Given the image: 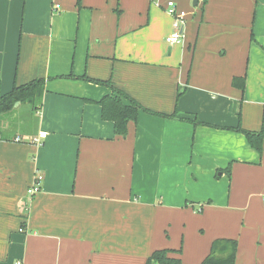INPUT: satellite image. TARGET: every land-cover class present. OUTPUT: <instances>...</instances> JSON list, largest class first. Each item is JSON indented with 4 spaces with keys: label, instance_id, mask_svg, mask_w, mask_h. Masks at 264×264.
<instances>
[{
    "label": "crops",
    "instance_id": "obj_1",
    "mask_svg": "<svg viewBox=\"0 0 264 264\" xmlns=\"http://www.w3.org/2000/svg\"><path fill=\"white\" fill-rule=\"evenodd\" d=\"M194 2L0 0V95L45 80L34 129L0 121V264H201L220 238L264 264V0ZM85 78L147 110L127 136Z\"/></svg>",
    "mask_w": 264,
    "mask_h": 264
},
{
    "label": "trees",
    "instance_id": "obj_2",
    "mask_svg": "<svg viewBox=\"0 0 264 264\" xmlns=\"http://www.w3.org/2000/svg\"><path fill=\"white\" fill-rule=\"evenodd\" d=\"M79 2L80 0H78ZM85 79L112 89V94L105 96L99 102L102 108V119L114 124L116 135L127 136L128 124L132 121H137L139 110H147L126 93L115 88L111 82L90 78ZM237 82L244 84L243 80L239 81L236 79L234 83L237 84ZM44 90L45 80L39 79L24 85H16L11 92L0 95V121L3 116L13 113L19 105L29 104L38 113L42 104ZM126 100L129 104L125 103ZM171 117H175V115ZM246 135L252 147L261 152L262 137L249 132ZM237 248L238 242L235 239H216L212 243L210 254L201 264H237ZM181 252V249L157 250L147 259L146 264H186L180 257L175 256Z\"/></svg>",
    "mask_w": 264,
    "mask_h": 264
},
{
    "label": "built area",
    "instance_id": "obj_3",
    "mask_svg": "<svg viewBox=\"0 0 264 264\" xmlns=\"http://www.w3.org/2000/svg\"><path fill=\"white\" fill-rule=\"evenodd\" d=\"M166 12L170 15L173 19V28L174 32L167 38V43L174 45L183 42L184 39V29L186 25V17L187 14L185 11L178 8L176 2L169 1L166 6ZM20 141L19 138L16 139ZM33 142L39 144L40 139L35 138ZM42 181L43 177L40 175H36L32 185L29 187L27 193L30 197H34L35 195L39 194L42 190ZM264 200V198H263Z\"/></svg>",
    "mask_w": 264,
    "mask_h": 264
},
{
    "label": "rangeland",
    "instance_id": "obj_4",
    "mask_svg": "<svg viewBox=\"0 0 264 264\" xmlns=\"http://www.w3.org/2000/svg\"><path fill=\"white\" fill-rule=\"evenodd\" d=\"M3 119H9L5 122L8 125H18L22 124L24 121V124L22 125L25 128L32 130L38 125L39 114L32 109L31 105L26 104L23 105L20 110L3 116Z\"/></svg>",
    "mask_w": 264,
    "mask_h": 264
},
{
    "label": "water",
    "instance_id": "obj_5",
    "mask_svg": "<svg viewBox=\"0 0 264 264\" xmlns=\"http://www.w3.org/2000/svg\"><path fill=\"white\" fill-rule=\"evenodd\" d=\"M195 2H194V5L196 6L197 5V3H198V0H194Z\"/></svg>",
    "mask_w": 264,
    "mask_h": 264
}]
</instances>
